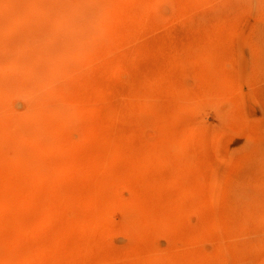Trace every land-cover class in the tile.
I'll list each match as a JSON object with an SVG mask.
<instances>
[{"label": "rangeland", "instance_id": "obj_1", "mask_svg": "<svg viewBox=\"0 0 264 264\" xmlns=\"http://www.w3.org/2000/svg\"><path fill=\"white\" fill-rule=\"evenodd\" d=\"M0 264H264V0H0Z\"/></svg>", "mask_w": 264, "mask_h": 264}]
</instances>
